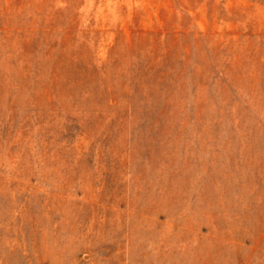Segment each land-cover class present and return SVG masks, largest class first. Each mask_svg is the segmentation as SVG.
<instances>
[{"label": "rangeland", "instance_id": "374dc122", "mask_svg": "<svg viewBox=\"0 0 264 264\" xmlns=\"http://www.w3.org/2000/svg\"><path fill=\"white\" fill-rule=\"evenodd\" d=\"M0 264H264V0H0Z\"/></svg>", "mask_w": 264, "mask_h": 264}]
</instances>
